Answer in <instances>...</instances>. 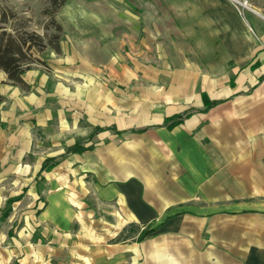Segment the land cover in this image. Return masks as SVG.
Segmentation results:
<instances>
[{
	"label": "crops",
	"instance_id": "0c3cea01",
	"mask_svg": "<svg viewBox=\"0 0 264 264\" xmlns=\"http://www.w3.org/2000/svg\"><path fill=\"white\" fill-rule=\"evenodd\" d=\"M178 7L216 42L208 61L216 66L195 73L191 92L168 93L156 119L105 125L93 103L81 142L94 146L49 170L42 166L57 151L41 145L58 100L50 64L37 55L42 62L22 75L27 88L0 69V236L24 261L264 264V0H248L243 14L234 0ZM127 128L140 130L124 157L114 138L121 146ZM141 147L145 163L160 160L156 169L138 168ZM145 229L154 231L138 239Z\"/></svg>",
	"mask_w": 264,
	"mask_h": 264
},
{
	"label": "rangeland",
	"instance_id": "374dc122",
	"mask_svg": "<svg viewBox=\"0 0 264 264\" xmlns=\"http://www.w3.org/2000/svg\"><path fill=\"white\" fill-rule=\"evenodd\" d=\"M61 1L0 0V18L3 12L9 16L6 24L0 19V26L8 30L14 21L27 22L50 36L58 31L53 18L62 26L61 52L47 46L37 54L50 64L58 91L56 120L47 132L50 138L46 134L41 145V151H57L48 164L72 152L70 139L78 138L76 143L86 147L81 138L90 130L87 117L94 111L93 103L103 105L105 125L113 120L123 126L156 119L166 107L168 93L185 87L191 92L194 77L216 66L208 63L216 54V42L204 25L184 15L186 9L178 7L183 0H65L59 6ZM258 102L264 104V97L258 96ZM139 130H123L121 146L114 138L122 156L127 157L128 145L137 142L128 135ZM103 140L112 149L113 134ZM141 149L138 168L156 169L160 160L145 163L148 157ZM15 247V241L4 246L0 236V264H43L33 256L24 261Z\"/></svg>",
	"mask_w": 264,
	"mask_h": 264
},
{
	"label": "trees",
	"instance_id": "16d2710c",
	"mask_svg": "<svg viewBox=\"0 0 264 264\" xmlns=\"http://www.w3.org/2000/svg\"><path fill=\"white\" fill-rule=\"evenodd\" d=\"M65 0H62L59 4L62 5ZM12 16H15L14 14ZM15 20H18L17 18ZM9 21V16L6 12L1 14V22L6 24ZM53 24H55L58 30L52 33L50 36L47 31L42 34L33 29L27 22L17 23L14 21L11 25V30H8L6 26H0V69L6 71L10 81L14 84H18L24 88H27V83L24 81L23 73L30 69L34 63H41V59L37 56L47 46L52 47L57 53L61 52V31L62 26L53 18ZM205 96V95H204ZM1 99V97H0ZM187 114L186 116H189ZM184 115H174L166 118V122H169V127H174L180 124L184 120ZM91 149L90 147H83L80 143H76L69 147L68 151L83 152L84 150ZM53 157L47 158L44 162L42 169H51L55 164H48V160ZM154 229H145L139 237L143 240L147 235L152 233Z\"/></svg>",
	"mask_w": 264,
	"mask_h": 264
},
{
	"label": "built area",
	"instance_id": "2783aa9c",
	"mask_svg": "<svg viewBox=\"0 0 264 264\" xmlns=\"http://www.w3.org/2000/svg\"><path fill=\"white\" fill-rule=\"evenodd\" d=\"M238 11L243 14L244 8L248 7V0H234Z\"/></svg>",
	"mask_w": 264,
	"mask_h": 264
}]
</instances>
